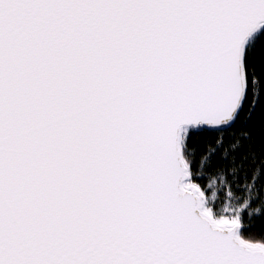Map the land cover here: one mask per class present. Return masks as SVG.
<instances>
[{
  "label": "snow or ice",
  "instance_id": "snow-or-ice-1",
  "mask_svg": "<svg viewBox=\"0 0 264 264\" xmlns=\"http://www.w3.org/2000/svg\"><path fill=\"white\" fill-rule=\"evenodd\" d=\"M0 264H264V0H0Z\"/></svg>",
  "mask_w": 264,
  "mask_h": 264
}]
</instances>
